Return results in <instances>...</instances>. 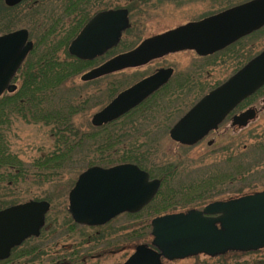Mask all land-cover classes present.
Wrapping results in <instances>:
<instances>
[{"label": "water", "instance_id": "95a60500", "mask_svg": "<svg viewBox=\"0 0 264 264\" xmlns=\"http://www.w3.org/2000/svg\"><path fill=\"white\" fill-rule=\"evenodd\" d=\"M22 0H4L8 7ZM264 25V0H255L227 13L169 31L143 41L84 73L89 82L123 69L134 68L168 53L194 50L212 54L239 37ZM129 27L128 11L115 9L94 15L68 46L69 55L91 61L119 43ZM33 43L25 29L0 36V97L14 93L12 83ZM172 69H159L118 93L105 107L93 114L90 123L101 127L137 107L167 83ZM264 85V50L220 86L196 103L169 130L172 141L192 146L215 130L239 103ZM255 119L249 109L233 118V125L247 126ZM160 186L133 164L110 168L89 167L82 172L68 193V212L74 223L97 227L116 216L135 214L147 206ZM50 209L46 201L30 200L0 210V261L29 238H36ZM149 245H138L122 264H164L205 255L217 257L229 252H255L264 248V191L226 201H214L202 210L167 214L151 220Z\"/></svg>", "mask_w": 264, "mask_h": 264}, {"label": "trees", "instance_id": "16d2710c", "mask_svg": "<svg viewBox=\"0 0 264 264\" xmlns=\"http://www.w3.org/2000/svg\"><path fill=\"white\" fill-rule=\"evenodd\" d=\"M115 1L55 0L56 9L52 8L45 12L41 8L40 0L31 4V9H28L32 11V15L28 12L26 16L32 17L30 29L34 48L14 78L18 86L17 91L0 98V210L25 202L26 199L23 197L30 192V186L40 187L48 184L57 189L63 187L64 177L78 172L84 165L85 168L111 167L129 163L146 171L151 178L162 180L159 192L144 210L135 215H125L133 219L139 218L142 213L155 217L175 212L179 207L202 206L214 200L219 194L218 189L226 188L235 182L240 184L239 190H235L238 194L244 188L255 185L257 181L255 176L259 174V168L264 166V158L249 160L248 154L253 151L264 155V134L254 138L249 148L245 146L240 152L227 154L221 159L223 163L218 160L214 162L215 164L205 167L196 166L194 169L198 170L193 173L195 177L186 175L188 179L186 183L179 178L175 187L170 186L172 182L177 181L178 173L193 168L186 169L187 166L184 164H175L160 156V146L150 139V131L138 122L140 119L141 122H146L153 112H164L171 101L172 103L177 101L176 91L165 92L168 87L151 96L119 120L99 128H94L88 123L89 111L100 106L103 102L101 100H111L118 92L120 84L108 83L103 90L95 88L90 93L84 88L100 79L80 84H76L75 79L106 59L132 48L124 49L120 47V42L117 48L102 58L88 62L70 56L67 47L93 14L100 10L119 8ZM120 1L122 7L132 16L134 10L146 7L154 0ZM14 9L5 7L3 0H0V32L9 31L16 23L24 20L19 12H13ZM128 32L129 29L124 34ZM193 84L191 81L183 82L182 86L176 88L177 92L190 93ZM263 89L264 87L257 93ZM103 95L105 99H100ZM157 109L159 111H156ZM15 120L45 128L51 148L40 152L29 163L20 160L10 151L8 144V133ZM165 132L167 133V130ZM221 164L226 165L223 172L219 171ZM67 186L69 187V184ZM68 189H65V192ZM50 194H46L42 199L52 202L54 195ZM60 212L64 216L58 219L61 223L48 214L40 236L28 239L21 246L14 248L10 258L0 264H8L12 260L31 255H34L33 258L37 255L43 256L42 246H30V242L48 240L45 236L47 232L50 239L73 234L79 227L72 222L66 209ZM59 216L60 214L57 218ZM47 223L50 228H47ZM107 226L109 225L81 229L89 230L94 236ZM146 226L148 230L149 225ZM139 238H142V235L138 232L136 235L126 237L128 240ZM68 258L71 259L69 263H74L77 261L78 252L70 254ZM50 264L57 263L51 259Z\"/></svg>", "mask_w": 264, "mask_h": 264}, {"label": "rangeland", "instance_id": "374dc122", "mask_svg": "<svg viewBox=\"0 0 264 264\" xmlns=\"http://www.w3.org/2000/svg\"><path fill=\"white\" fill-rule=\"evenodd\" d=\"M239 1L241 0H154L146 7L134 10L132 16L129 15V32L123 34L120 47L124 49L135 48L144 40L163 34L176 27L183 26L190 21L198 20L223 9L228 4ZM115 2L118 7L123 6L120 0ZM41 4V8L43 7L42 9H45L46 12L52 8L56 9L55 0H41ZM22 15L23 17L21 18L24 20L18 22L19 24L16 23V26L12 28V30L30 27L32 18L26 19L24 14L20 16ZM236 46L239 47H236L233 51H238L237 57L228 56L225 53L221 54L222 56L217 55L213 60L211 59L209 64L208 61L205 62L200 60L193 52L188 50L173 52L161 58L151 60L144 65L128 68L110 75L108 78L100 79V81L91 84V86L84 88V90L91 93L95 88L103 90L106 84L118 82L120 84L118 92H120L139 79L150 75L157 69L166 67H173L175 72L179 73V75H184L187 72H193V74L199 73V75H201L199 80L200 87L197 88V90H192L189 95L179 96L175 103L171 101L167 105L166 111L161 113L153 112L151 114L152 116L149 115L150 117L146 122H141V119L138 120L142 126L150 131V139L156 141L160 146V156H163L166 160L175 164L182 163L184 166H187L186 169L193 168L190 171L188 170L189 173H187L188 171L178 173L177 181L170 184L171 187H175L179 178L186 183L188 181L186 175L195 177L193 173H196L198 169H194V167H205L210 164H215L214 162L218 160L223 163L221 159L225 158L227 154L232 155L240 152L245 146L249 148L250 145L253 144L254 138H258L264 134V110H260V108L264 106V89L251 100V103H249L253 104L256 110H260L257 118L246 128L240 130V132H236L234 135L230 132H225L221 136L218 134L219 137L211 136L214 140V144L210 147H207V142H201L192 148H184L171 141L168 134L169 131L167 133L165 132L171 128L200 96L223 83L235 72V70L240 69L247 60L264 49V29L238 43ZM80 76L75 79L76 84L81 83ZM178 80H180V77L177 81ZM100 99H105V96H101ZM101 101L103 102H101L102 104L100 106L89 111L87 118L88 123H90L93 114L102 109L110 100ZM158 109L156 111H159ZM8 144L10 151L16 154V156L25 163H29L32 159L36 158L40 152L48 151L51 148V143L45 128L26 125L19 120H15L11 126V130L8 133ZM221 148H224V152L220 150ZM249 153V160H252V158L254 160L264 158V155L261 153H254L253 151ZM158 158L161 159L160 157ZM201 162H203L202 165H200ZM83 165L84 164H82V166ZM85 167L84 165L78 172L70 176L66 175L64 177L65 183H63V187L59 189L53 188L48 184H44L40 187L30 186V192L25 195L23 199H26L25 201L43 200L42 198L46 194L51 195L50 193H53L52 196H54H51L53 200L50 202L51 211L48 214L56 220L62 219L64 216L60 211L63 209L67 210V197L71 185H73L77 176ZM225 167L226 165L221 164L219 171L223 172ZM255 179L257 181L253 187H246L240 193L247 194L264 190V166L259 168V174L255 176ZM68 184L69 187L67 186ZM239 187L240 184H236L235 182V184L226 188L218 189L217 193L219 194L215 196L214 200H223L240 195V193H236ZM65 189H68V191L65 192ZM193 207L201 208L202 206ZM190 208L192 207H179L175 212L179 210L186 211ZM58 212L60 216L57 218L59 215ZM152 218L153 217L147 216L146 213H142L141 216L136 219L121 215L107 224L109 226L99 230L94 236V233H90V231L86 229H81L85 227L78 225L79 228L76 229L73 234H69L71 237L63 235L50 239V234L47 232L45 236L48 240L40 239L30 242V246H42L41 249H43L42 251L44 252L43 256L37 255L33 258L34 255H31L25 258L12 260L8 264H50L51 259H54L57 264H122L132 254L136 245L150 244V229L147 230L146 225H149ZM56 220H54V222ZM58 222L61 223V220H58ZM46 225L48 226L47 228L51 227L48 223ZM137 232L142 235V238L137 240L126 239L127 235L131 237L132 235H136ZM88 235L92 236L88 238ZM81 242L82 246H80ZM75 252H78L77 261L69 263L71 259H69L68 256L70 254H75ZM166 264H264V249L252 253H227L215 258L199 255Z\"/></svg>", "mask_w": 264, "mask_h": 264}, {"label": "flooded vegetation", "instance_id": "af4514ba", "mask_svg": "<svg viewBox=\"0 0 264 264\" xmlns=\"http://www.w3.org/2000/svg\"><path fill=\"white\" fill-rule=\"evenodd\" d=\"M40 0H22L19 4H17V5H15V6H13V7H8V6H6L5 5V3H4V0H3V4H4V6L5 7H7V8H10V9H13V8H15L14 10H13V12L14 13H17V12H21L20 14H24L25 16L27 15V13L28 12H30V14L32 15V11L31 10H28V9H31V4H33L34 2H39ZM253 1H255V0H241V1H239V2H236V3H231V4H228L226 7H224L223 9H221V10H219V11H217V12H215V13H211V14H209V15H207V16H205V17H202V18H200V19H198V20H194V21H190V22H188V23H186V24H184L183 26H180V27H184V26H187V25H190V24H194V23H198V22H200V21H203V20H205V19H209V18H211V17H215V16H218V15H221V14H224V13H227V12H229V11H232V10H235V9H237V8H239V7H241V6H243V5H246V4H249V3H251V2H253ZM43 8V7H42ZM45 9H43V11H44ZM45 12H46V10H45ZM128 14H130L129 12H128ZM28 16V15H27ZM26 16V17H27ZM22 17H23V15H22ZM27 18H32L31 16L30 17H27ZM180 27H176V28H174V29H171V30H169V31H172V30H175V29H178V28H180ZM30 28V27H29ZM29 28H26V27H24V28H19V29H25V30H27V33H28V39L33 43V48H34V39H33V37H32V34H31V29H29ZM19 29H14V30H9V31H4V32H0V36L1 35H4V34H7V33H11V32H14V31H16V30H19ZM264 29V25H262L261 27H259L258 29H255V30H253V31H251V32H249V33H247V34H245V35H243V36H241V37H239L238 39H236L235 41H233V42H231V43H229L227 46H225V47H223L222 49H220L219 51H216V52H214V53H212V54H210V55H205V56H201V55H198L194 50H190V49H187L188 51H190V52H193L195 55H196V57L197 58H199L200 60H202V61H208V64H209V62H210V60L212 59H214L215 57H217V55H221V54H227L228 56H232V57H237V55H238V51H233V50H235V48L236 47H239V46H236L238 43H240V42H242L243 40H245V39H247L248 37H251V36H253L254 34H256V33H258V32H260V31H262ZM169 31H166L165 33H168ZM165 33H163V34H165ZM163 34H160V35H163ZM157 36H159V35H157ZM235 46V47H234ZM181 51H184V50H181ZM180 51V52H181ZM228 51H230V52H228ZM178 52V51H177ZM228 52V53H227ZM170 54V53H169ZM167 55V54H166ZM166 55H164V56H166ZM257 55V54H256ZM255 55V56H256ZM222 56V55H221ZM163 57V56H162ZM254 57V56H253ZM252 57V58H253ZM161 58V57H160ZM252 58H250L249 60H251ZM249 60H247L246 62H245V64L249 61ZM245 64H243V65H245ZM159 69H162V68H159ZM159 69H157V70H159ZM163 69H172V71H173V73H172V76L170 77V79L167 81V83L163 86V87H161L157 92H159V91H161L162 89H166L167 87H168V90L167 91H165L166 93H169L170 91H176V93H175V98H178L179 96H182V95H189L190 93H184V92H177L178 90L176 89V88H179L180 86H182L183 85V82H194V84L191 86V88H192V90H197V88H199L200 87V83H199V80H200V77H201V75H199V73H196V74H193V72L191 73V72H187V73H185L184 75H182V74H180L179 75V73H177V72H175V69L173 68V67H166V68H163ZM126 70V69H125ZM237 70H235V72H236ZM121 72V71H120ZM155 72V71H154ZM153 72V73H154ZM234 72V73H235ZM153 73H151V74H153ZM150 74V75H151ZM149 75H147V76H145V77H143V78H141V79H139L138 81H140V80H142V79H144V78H146V77H148ZM179 77H180V80H178L177 81V79H179ZM137 81V82H138ZM137 82H135V83H137ZM135 83H133V84H135ZM132 84V85H133ZM131 86V85H130ZM210 91H208L207 93H205L204 95H202V96H200L191 106H190V108L183 114V115H185L196 103H198L205 95H207L208 93H209ZM156 94V93H155ZM258 94H260V93H255L254 95H252L251 97H248L247 99H245L244 101H242L233 111H231L223 120H222V122L218 125V127H217V129H215V130H212V131H210L206 136H204L200 141H198L195 145H193V146H184V145H180L179 143H177V142H174V141H172V142H174V143H176V144H178V145H180L181 147H186V148H192V147H194V146H196V145H198V144H200L201 142H207L206 143V145H207V147H210V146H212L213 144H214V140L211 138V136H218V134H219V136H221V135H223L225 132H230L231 134H236V132H240V130H242V129H244V128H246L250 123H252L256 118H257V115H258V113L260 112V110H264V106H262V108H260V110H256L255 109V107H254V105L253 104H249V103H251V100L255 97V96H257ZM246 105V106H245ZM249 109H253V110H255V119H253V120H251V121H249L248 122V124H247V126H245V127H238V126H234L233 125V118L235 117V116H237V115H239V114H241V113H243V112H245V111H247V110H249ZM182 115V116H183ZM179 120V119H178ZM177 120V121H178ZM176 121V122H177ZM175 122V123H176ZM174 123V124H175ZM173 126V125H172ZM171 126V127H172ZM170 129V128H169ZM226 129H227V131H226ZM168 131V130H167ZM224 131V132H223ZM223 132V133H222ZM222 133V134H221ZM218 136V137H219ZM211 138V139H210ZM220 150H222L223 152H224V148H221ZM152 179V178H151ZM154 179H158V180H160V188H161V185H162V180L161 179H159V178H154ZM202 206H205V204L204 205H202ZM197 208V207H196ZM202 208V207H201ZM150 223V222H149ZM151 231V230H150ZM97 234V233H96ZM172 263V262H171Z\"/></svg>", "mask_w": 264, "mask_h": 264}]
</instances>
